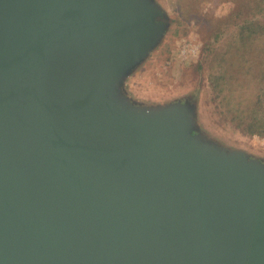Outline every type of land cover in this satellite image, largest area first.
Segmentation results:
<instances>
[{"label":"water","instance_id":"obj_1","mask_svg":"<svg viewBox=\"0 0 264 264\" xmlns=\"http://www.w3.org/2000/svg\"><path fill=\"white\" fill-rule=\"evenodd\" d=\"M144 3L0 0V264H264V181L120 94L163 34Z\"/></svg>","mask_w":264,"mask_h":264},{"label":"rangeland","instance_id":"obj_2","mask_svg":"<svg viewBox=\"0 0 264 264\" xmlns=\"http://www.w3.org/2000/svg\"><path fill=\"white\" fill-rule=\"evenodd\" d=\"M144 1L163 14V34L118 93L136 107L178 110L174 128L187 130L180 149L200 169L232 167L264 181V37L253 41L248 29L246 53H231L229 43L242 40L234 0Z\"/></svg>","mask_w":264,"mask_h":264},{"label":"trees","instance_id":"obj_3","mask_svg":"<svg viewBox=\"0 0 264 264\" xmlns=\"http://www.w3.org/2000/svg\"><path fill=\"white\" fill-rule=\"evenodd\" d=\"M234 1H236L235 3L236 8H235L234 13L231 15V17L233 15H236V18L234 19V22L232 24L236 25L237 27H239L240 30H242L241 38L243 41L245 40V43L241 39L237 38L234 41L229 43V48L230 47L232 48L231 53L237 49L239 53V57H240L241 54L243 55L246 53V50L249 46L248 39L250 38V36L247 33L249 30H251L253 33L252 35L254 38L253 41H258L262 37H264V0H234ZM249 15H252L253 18L249 19L248 18ZM161 20H164V19L161 18ZM239 20L242 22L240 25L238 22ZM252 23H256V24H252ZM226 25L227 27H229L228 24ZM226 29H229V28H226ZM225 31L226 30H224V33ZM230 44L232 46H230ZM227 53H230V52H227ZM231 77L232 78L237 77L236 73L235 72L230 73L227 79H230ZM257 124L258 123H256L254 126H251V130H250L251 132L256 131L254 128L256 127ZM259 126H260L259 127L260 129H263L262 125L259 124ZM260 132L262 133L263 130L259 131L258 133Z\"/></svg>","mask_w":264,"mask_h":264}]
</instances>
